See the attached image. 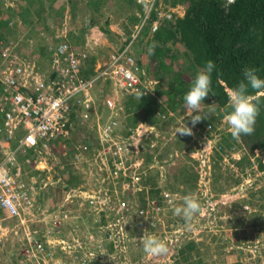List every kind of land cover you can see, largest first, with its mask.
<instances>
[{
	"label": "rangeland",
	"instance_id": "obj_1",
	"mask_svg": "<svg viewBox=\"0 0 264 264\" xmlns=\"http://www.w3.org/2000/svg\"><path fill=\"white\" fill-rule=\"evenodd\" d=\"M157 1L108 0L99 12L88 0H0V36L25 50L24 44L53 46L72 31L70 41L86 45L80 51L88 61L96 59V70L123 45L127 31L133 34L141 25L152 27L185 13L182 5ZM90 17H95L93 26ZM146 57L142 68L134 61L135 72L147 71ZM106 78L89 91L95 119L91 116L86 126H74L67 139L39 144L28 155L27 184L35 176L46 186L33 188L35 207L27 220H5L0 264H264V194L258 192L264 190V151L250 155L240 141L227 138L224 117L210 131L187 125L193 127L191 138L176 134L185 124L181 106L167 110L153 125L141 120L125 124L120 111L132 94ZM157 81L141 82L154 94ZM211 104L201 105L200 114L216 117V110L208 114ZM114 115L118 124L105 135L102 123ZM125 129H130L126 137L132 144L118 159L111 149L113 141L125 142ZM78 144L89 150L79 151ZM195 176L196 189L191 190L188 182ZM189 195L202 205L190 223L174 212ZM149 235L166 243V254L144 251L140 239Z\"/></svg>",
	"mask_w": 264,
	"mask_h": 264
},
{
	"label": "trees",
	"instance_id": "obj_2",
	"mask_svg": "<svg viewBox=\"0 0 264 264\" xmlns=\"http://www.w3.org/2000/svg\"><path fill=\"white\" fill-rule=\"evenodd\" d=\"M106 1L108 0H88L87 5L92 10L101 12L100 8ZM124 1L132 2L134 0ZM162 1L164 3L168 2V7H173L176 4L184 6V15L175 17L174 21L164 20L162 24L159 23L155 30H152L151 27L145 28L143 25L133 34L130 30L127 31L123 45L114 52L116 54L121 52L125 45L129 43L130 48H133L134 51L131 53V50H128L127 54L133 58L137 69L138 66L142 68L144 55H147V71L142 69L144 72H141V70L136 72L140 80L153 78L158 80L156 84L158 89L154 94H151L141 82L138 91L128 97L124 106L122 105V111H120L123 123L133 124L134 126L135 123L141 120L144 124L153 125L168 113L167 110L175 112L176 108L184 107V95L192 87L197 73L205 68L207 61L211 60L216 65L211 77L212 92L204 99L202 105L209 104V102L215 103L217 116L200 114L205 119L198 122L194 127L197 132L210 131L206 129L207 125L214 129L216 120L232 111L228 93L240 81L244 80L245 68L257 69V75L264 79V0H232L230 2L228 0ZM157 2V0H154L153 5H156ZM137 5L140 9L141 5L138 3ZM172 14L174 15V13ZM172 14L171 16L174 17ZM132 17L134 21L140 19L135 15H132ZM95 23V17H90L89 25L93 26ZM80 33L81 31L74 39L80 40ZM149 35L150 37L145 39ZM72 36L73 32L68 31L64 37L59 39L57 44L50 47L45 44H39L38 47L24 44V51L33 54V49L38 48L34 58L39 61L41 72L45 74L50 69V61L54 56L55 48L59 44L67 45L66 51L60 54L61 57H64L69 51L79 52L78 56H80V50H84L86 45H83L82 42L81 45L74 41L71 42ZM0 38L6 40L4 35ZM77 45L81 48L76 47ZM136 53H139V56ZM95 62V58L88 61L87 57L82 60L80 57L77 75L83 79L94 77L97 74V70L93 68ZM100 80L103 79H97L94 85L100 83ZM105 81L109 80L105 78ZM160 82L161 90H159ZM137 93H142L143 96L138 98ZM249 93L259 96L260 113L254 125V132L251 135H241L240 140L234 139L230 131H226L225 136L236 142L240 141V145L245 148L246 152L254 155L255 150L264 151V94L254 91L250 87ZM193 114L196 115V113ZM182 116L185 124L191 126V118L186 115ZM0 117L2 120L1 113ZM70 120L73 122L71 128L74 126L80 127L76 124L73 112ZM87 123L88 120L81 125L86 126ZM129 130L125 129V137L131 133ZM187 137L191 138L192 136ZM55 141L60 142L62 139L58 138L51 142ZM221 147L222 145H220L219 150H221ZM33 149L32 147L27 148L26 155L19 158V162L24 163V158L31 155ZM219 150L216 154L221 153L222 150L220 152ZM260 167H263L262 164H260ZM196 181L197 176L194 177L193 183L188 182L191 190L192 188L196 189ZM258 192L261 195L264 194L263 189H258ZM153 193L156 196L158 190H153ZM230 210L232 209L230 208ZM232 264L243 263L237 261Z\"/></svg>",
	"mask_w": 264,
	"mask_h": 264
},
{
	"label": "built area",
	"instance_id": "obj_3",
	"mask_svg": "<svg viewBox=\"0 0 264 264\" xmlns=\"http://www.w3.org/2000/svg\"><path fill=\"white\" fill-rule=\"evenodd\" d=\"M152 24V30L159 25L157 21ZM128 45L99 64L94 77L83 79L77 72L80 57L81 60L85 58V52L80 51L78 56L79 52L69 51L61 57L67 45L59 44L50 61L49 71L43 74L39 61L34 58L36 54L14 49L7 40H0V242L6 234L5 220H27L35 207L33 188L40 184L41 188L46 186L35 182V176L30 177L32 180L27 184L24 165L29 163V157L24 158V163L19 162V158L26 155L27 148H35L39 144L47 147L46 144L53 140L67 139L73 129L72 112L78 125L87 122L91 116L95 119L96 114L90 116L93 101L89 91L97 79L109 77L126 94L138 91L141 80L134 71L133 58L127 54ZM117 124L115 115L109 117L102 123L103 133H112ZM206 129L210 130V125ZM131 141L129 138L121 143L113 141L114 150L110 147L112 156L123 159L130 150ZM78 148L83 152L89 150L85 144ZM164 196L168 194L164 193Z\"/></svg>",
	"mask_w": 264,
	"mask_h": 264
},
{
	"label": "clouds",
	"instance_id": "obj_4",
	"mask_svg": "<svg viewBox=\"0 0 264 264\" xmlns=\"http://www.w3.org/2000/svg\"><path fill=\"white\" fill-rule=\"evenodd\" d=\"M216 65L213 61L206 62L205 68L199 71L190 90L184 95V110L187 117L191 118L193 127L205 119L200 113L202 112V102L212 92V73ZM244 80L232 88L229 95V103L232 111L224 116V120L229 125L232 137L240 140L241 135H251L254 132V125L260 113L259 96L249 93V87L261 94H264V79L257 75V69L245 68ZM246 81V82H245ZM142 93H137V97L141 98ZM215 103L209 105L210 112L215 113ZM196 113V115H193ZM193 127L184 124L176 129V134L181 136H192ZM202 205L199 200L192 196H185L183 206L174 209L175 214L182 215L186 222H191L193 217L201 211ZM140 243L144 251L152 256H160L166 254L168 249L166 243L155 235L142 237Z\"/></svg>",
	"mask_w": 264,
	"mask_h": 264
},
{
	"label": "crops",
	"instance_id": "obj_5",
	"mask_svg": "<svg viewBox=\"0 0 264 264\" xmlns=\"http://www.w3.org/2000/svg\"><path fill=\"white\" fill-rule=\"evenodd\" d=\"M137 54V56H139V54L138 53H136Z\"/></svg>",
	"mask_w": 264,
	"mask_h": 264
}]
</instances>
